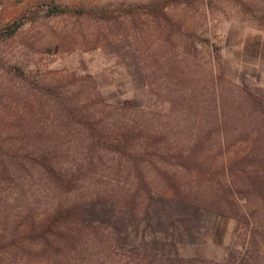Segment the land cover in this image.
<instances>
[{
  "label": "rangeland",
  "instance_id": "374dc122",
  "mask_svg": "<svg viewBox=\"0 0 264 264\" xmlns=\"http://www.w3.org/2000/svg\"><path fill=\"white\" fill-rule=\"evenodd\" d=\"M10 3L0 10V137L13 132L1 124L15 111L6 113V91L36 98L39 87L58 86L67 95L81 91L82 101L99 92L105 104L91 106L105 129L132 124L141 135L130 150L160 134L148 151L188 152L153 164L201 197L221 181L222 165L253 149V139L264 149V0ZM196 232L179 248L192 259L184 264H264V236L249 245V229L233 217L205 212Z\"/></svg>",
  "mask_w": 264,
  "mask_h": 264
},
{
  "label": "trees",
  "instance_id": "16d2710c",
  "mask_svg": "<svg viewBox=\"0 0 264 264\" xmlns=\"http://www.w3.org/2000/svg\"><path fill=\"white\" fill-rule=\"evenodd\" d=\"M38 90L36 98L30 90L4 92L6 113L15 111L1 123L13 132L0 137V264H184L192 259H183L179 248L194 242L209 211L249 229V245L264 236L260 137L221 166V181L201 197L198 188L176 181L175 172L153 164L183 160L188 152L148 151L160 134L142 137L145 148L130 150L140 135L136 126L105 129L91 106L102 103L99 92H85L82 101L81 91ZM149 163L157 183L146 174ZM234 261L228 264L241 262Z\"/></svg>",
  "mask_w": 264,
  "mask_h": 264
},
{
  "label": "crops",
  "instance_id": "0c3cea01",
  "mask_svg": "<svg viewBox=\"0 0 264 264\" xmlns=\"http://www.w3.org/2000/svg\"><path fill=\"white\" fill-rule=\"evenodd\" d=\"M0 5L3 7H7V8H14V3H10L9 0H0ZM1 14V13H0Z\"/></svg>",
  "mask_w": 264,
  "mask_h": 264
},
{
  "label": "built area",
  "instance_id": "2783aa9c",
  "mask_svg": "<svg viewBox=\"0 0 264 264\" xmlns=\"http://www.w3.org/2000/svg\"><path fill=\"white\" fill-rule=\"evenodd\" d=\"M10 2H21L23 3L25 0H9ZM2 9V6L0 5V10Z\"/></svg>",
  "mask_w": 264,
  "mask_h": 264
}]
</instances>
